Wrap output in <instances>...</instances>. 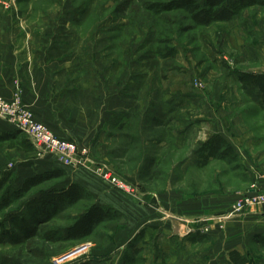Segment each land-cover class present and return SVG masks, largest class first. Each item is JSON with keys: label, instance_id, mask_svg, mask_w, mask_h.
<instances>
[{"label": "rangeland", "instance_id": "374dc122", "mask_svg": "<svg viewBox=\"0 0 264 264\" xmlns=\"http://www.w3.org/2000/svg\"><path fill=\"white\" fill-rule=\"evenodd\" d=\"M170 1L0 0V26L15 25L20 32V48L28 29L34 31L35 36L37 34L39 43L43 40L57 45L64 37L63 41L71 46L63 54L68 64L65 70L68 76L74 73L82 76L77 89L82 88L83 92L76 96L79 98H66L72 101L74 111L65 115V119L75 122L68 131L73 135L82 127L79 137L75 135L79 141H84L82 148H87L89 156L97 163L107 164L130 184L136 185L142 196L117 190L97 177L94 167H89L99 181L110 190L145 203L147 211L150 210L146 228L129 240L112 236V227H122L116 223L123 217L118 212L116 221L103 224L88 239L66 242L63 237L66 226L90 202H81L74 208L52 207L41 213L29 200L53 183L44 184L0 215V225L4 228L0 229V264H48L54 259H63L64 264H231L228 260L231 251L244 256L247 264H264V246L259 242L264 237L254 236L253 229L242 231L251 224L241 223L239 227V224L202 223L197 220L201 213L188 216L198 217L193 222L169 216L175 211L186 215L187 206L196 204H192L191 199L196 202V198L202 197L222 199V210L228 212L252 184L249 170L264 181V105L254 92L256 89L245 88L249 98L243 95L239 80V73L249 70L264 73L261 61L240 55V49L248 52L250 45H263L264 49V8H251L228 23L208 26L193 24L181 10L160 14L148 10L149 5ZM193 1L202 5L204 0ZM34 35L27 40L32 41ZM263 49L261 58L264 57ZM23 53L24 50H20L19 58L25 60ZM73 55L76 59H72ZM113 63L118 69L106 71ZM100 68L103 74L96 70ZM93 73H99L97 79L104 85L111 77L116 81L125 77L131 91L134 87V103H142L145 98L151 104L152 97L158 96V99L169 98L174 108L156 119L158 121L146 115L138 118L120 114L112 115L107 121L101 111L90 113L88 88L90 85L95 88L90 76ZM144 76H148L147 93L143 88ZM17 93L20 107L32 113L22 102L18 83H15L11 98L1 93L0 96L12 101ZM207 113L211 118L205 119L208 126L215 122L221 125V131L226 130L233 144L246 152L250 160L243 161L231 146L236 157L234 162L225 157L209 160L205 167L198 166L200 143L192 147L190 138L184 139L181 135L193 125L192 121ZM32 115L35 121L42 123ZM240 128H247L254 137L263 138L245 139L244 143L236 141L234 138L244 134ZM49 130L60 139L73 142ZM18 132L13 128L4 133ZM7 139L0 141V180L7 178L0 191V200L6 196L7 189L16 186L13 177L17 171L16 161L45 158L38 156L34 148L28 155L9 149ZM191 154L197 158L194 163ZM38 163L34 161L35 166ZM154 194L161 197L160 204L155 198L151 200ZM171 220L177 221L178 232L186 223L207 227L209 232L201 235L198 230L194 234L196 237L171 236ZM236 233L240 237H228ZM217 234L223 237H215Z\"/></svg>", "mask_w": 264, "mask_h": 264}, {"label": "crops", "instance_id": "0c3cea01", "mask_svg": "<svg viewBox=\"0 0 264 264\" xmlns=\"http://www.w3.org/2000/svg\"><path fill=\"white\" fill-rule=\"evenodd\" d=\"M33 32L34 31L31 29H28L25 32L23 47L20 48L18 45L20 32L16 29L15 25L13 27L5 25L0 26V93L6 98H11L15 83H18L22 90L23 104L30 109L38 121L44 123L56 135L58 134L59 137L63 136L64 138L66 137V139L70 138L69 140L75 142L76 145L80 147L85 146L84 141H79L76 137H79V131H81L82 127L77 129V133L71 135L68 130L73 128L72 124L75 122L73 120L65 119V115L71 114L74 111L72 101L67 100L66 98L76 97L83 92L82 88L77 89V83L81 82L82 76H78L77 73L68 76L67 71L65 70V66L68 64L65 62L63 54H65L71 46L65 42L66 40L63 41L64 37L61 39V44L57 43L59 47L53 45L51 42H45L43 40L39 43L36 41L37 34L35 36V33ZM31 35H34L35 37L32 38V41H28L27 39L30 38ZM62 35H64V33ZM53 37H58V35H54ZM261 46L263 45H250L248 52H245L244 48L240 47V55L248 56L252 60L257 59L264 65V57L261 58V50L263 49ZM20 50H24L23 54L25 60L19 58ZM72 59H76V56L73 55ZM122 64L123 63H121V67ZM91 66L92 64L90 65V68ZM115 69H118V65L114 64L111 68H106L105 70L114 72ZM96 70H100L99 73L103 74V69L100 68ZM247 72L260 73V71L256 70H249ZM99 73L90 74V76L93 77L92 83L95 84V88L92 87V85L88 88L90 98L89 109L91 114H98L97 112L101 111L106 115L107 121L114 114H120L122 116L132 115V117L137 116L138 118L142 115H146L150 120H156L162 118L174 108L173 105L170 104L171 100L169 101V98L158 99V96L152 97L153 100L151 101V104L147 103L145 98H143L142 103H134V87L131 91V87L128 84L129 81H127L125 77L121 78V80L117 79V81L114 77H111V79H108L107 81L105 80L106 82L104 85L97 79ZM261 74L264 73L261 72ZM143 81L144 92L147 93L146 82L148 81V76L147 78L144 76ZM127 84L128 88L125 86ZM245 88L250 90L256 89L253 91L262 99V106L264 105V94H261L254 86L240 84L241 93L248 98V91ZM141 93L143 94V91ZM144 102L146 103L144 104ZM202 102L205 101L202 100ZM95 105L98 106L97 109H95ZM205 119H211L209 113H207L205 117L202 114L201 119L192 121L193 125L187 128L186 131H183V135H181L184 139H188V137L190 138L188 140L191 145H193L192 147L197 146L198 143L201 144L206 142L212 135L218 134L223 137L230 147L234 146L233 148L237 150L239 155H241L244 159L243 161L250 160V157L245 154L246 152H243L239 147L233 144L228 132L226 130L221 131L219 127L221 125L215 122L214 125L208 126V122H206ZM177 125L179 126V121ZM12 129L13 128L7 123L0 121V133L11 132ZM240 129L243 130L244 134L240 138H234L236 141L244 143L245 139L252 141L254 138H263L254 137V133L246 131L247 128ZM262 130H264V124L262 125ZM227 138H229V140ZM18 153L22 154L24 152ZM28 154L31 153H25V155ZM33 160L39 163L35 166ZM196 160V156L191 154V162L194 163ZM15 166L17 171L13 177L16 178V186L12 189H7V193H12L13 191L18 190L25 179L32 177L35 174L53 169H60L65 172V177L61 181L59 185L60 187H66L71 183L79 184L92 195L98 206H110L122 214V220L116 222L117 224L120 223L122 227H112L113 237H126V239L129 240L130 238L135 237L142 228L145 229L147 226L150 210L149 212L147 211L145 203L135 198L125 196L118 191L115 192L114 190H110L111 188L105 183L99 181L90 169L82 170L66 167L56 161L53 156H45V158L37 161L32 158L18 160L15 162ZM248 174L252 184L245 192L250 191L251 186H254L257 190L264 191V181L260 179L261 177L255 173L251 174L250 170L248 171ZM127 179L129 180L130 178ZM139 192L142 193L140 190ZM150 198L151 200L155 198L157 204H160V201L162 200L160 196L156 197L155 194L152 197L150 196ZM196 199V202L194 199H191L193 202L192 204H196L187 206L188 208L185 211L186 215L177 214L175 211V213L170 212L169 216L174 219L184 218L194 221L198 217L191 219L188 216L191 215V217H195V213H201L202 215H200L199 218L200 222L208 224L213 222L209 219L210 216L220 215L222 212H226V209L222 210L223 202L220 201L222 199L216 200L211 197ZM157 207L161 208V205H158ZM241 223H247L253 226L251 227V225H247L243 227V232H246L247 229H249V231L253 229L254 236H264V208H256L247 211L240 217L228 221L225 225L231 226L233 224H239L238 226L241 227ZM169 226H171V231H169L171 232V236L175 237H196L194 235L195 232L198 230L200 231L198 225H194V223H186L183 224V230L178 232L176 220H173V222L171 220ZM63 235H65V231ZM215 237L223 236L217 234ZM228 237H240V234H229Z\"/></svg>", "mask_w": 264, "mask_h": 264}, {"label": "trees", "instance_id": "16d2710c", "mask_svg": "<svg viewBox=\"0 0 264 264\" xmlns=\"http://www.w3.org/2000/svg\"><path fill=\"white\" fill-rule=\"evenodd\" d=\"M255 7L264 8V0H204L202 5L193 0H172L165 4L149 5L148 10L157 14L181 10L189 16L193 24L208 26L217 23H228L234 18H239L245 10ZM239 80L240 84L254 86L261 94H264V74L242 72ZM19 135L21 139L18 140ZM6 138L10 141L9 149L26 153L33 151L29 140L24 135H21L20 132L14 134L0 133V141H4ZM197 154L199 156L198 166L200 167L207 166L210 162L209 160L212 159L229 157L231 162L236 160L231 147L218 134L212 135L206 142L201 143L197 149ZM64 177V171L53 169L25 179L18 190L6 193V196L1 198L0 215L14 202L25 198L32 190L41 188L44 184L53 183L49 185V188L47 187L48 189L40 190L36 196L29 200L32 206L42 211L41 213L52 207L74 208L81 202H90L66 226L65 235H63L66 242H82L91 237L103 224L116 221L119 218L118 212L112 207L98 206L92 195L79 184L71 183L66 187H60L59 185ZM6 181L7 178L0 180V191ZM0 229L4 230L3 226L0 225ZM1 238L0 231V241H2ZM259 242L264 246V239ZM228 260L231 264H247V259L237 251H231L228 254Z\"/></svg>", "mask_w": 264, "mask_h": 264}, {"label": "built area", "instance_id": "2783aa9c", "mask_svg": "<svg viewBox=\"0 0 264 264\" xmlns=\"http://www.w3.org/2000/svg\"><path fill=\"white\" fill-rule=\"evenodd\" d=\"M15 95L12 101H5L0 96V120L18 129L29 140L38 156H53L60 164L72 169H90L89 167H94V174L110 183L117 190L128 195L142 196L136 185L130 184L125 178L109 168L107 164L97 163L98 161L92 159L87 148H82L74 142L58 138L45 125L35 121L32 113L20 107L19 94ZM256 208H264V191L251 186L250 191L241 195L228 212L210 216L209 219L225 225L228 221ZM197 220L200 221V219ZM200 232L201 234H207L209 230L207 227H202ZM48 264H64V260L54 259Z\"/></svg>", "mask_w": 264, "mask_h": 264}]
</instances>
